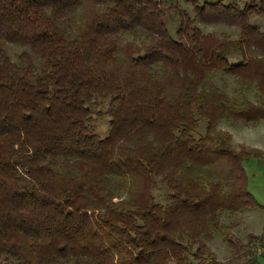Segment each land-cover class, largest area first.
Returning <instances> with one entry per match:
<instances>
[{
  "label": "trees",
  "instance_id": "1",
  "mask_svg": "<svg viewBox=\"0 0 264 264\" xmlns=\"http://www.w3.org/2000/svg\"><path fill=\"white\" fill-rule=\"evenodd\" d=\"M160 1L0 0V42L29 50L14 62L0 48L8 264H219L204 255L211 232L230 243L220 214L263 209L243 167L260 152L235 151L216 125L264 121V28L250 22L264 0H189L176 40ZM196 20L237 26L239 38L203 34ZM217 72L258 99L230 97ZM97 99L108 101L105 138L90 125Z\"/></svg>",
  "mask_w": 264,
  "mask_h": 264
},
{
  "label": "rangeland",
  "instance_id": "2",
  "mask_svg": "<svg viewBox=\"0 0 264 264\" xmlns=\"http://www.w3.org/2000/svg\"><path fill=\"white\" fill-rule=\"evenodd\" d=\"M198 1L204 3L214 0ZM235 1L240 7L247 3L246 0ZM160 3L164 8H170L166 12L163 22L170 37L176 40V31L180 22L177 11L185 13L189 19L193 20L192 4L189 0H161ZM250 22L262 29L264 28V15H251ZM191 27L198 28L203 34H213L226 42L236 40L240 35V29L237 26H229L225 23L203 24L196 20L193 21ZM126 39L136 40L130 36H127ZM0 48L14 62H18L21 52L29 51L28 48L5 42H0ZM229 59L232 63L240 61V57L236 54L231 55ZM35 63L39 64L37 61ZM213 82L217 86L223 87L230 97L241 99L245 96L251 102L258 99L254 89L245 95L230 75L217 72ZM90 118V125L95 134L100 138H105L108 134L110 119L107 99H97L96 102L92 103ZM258 124L252 127L243 122H231L222 119L216 125L217 130L226 132L231 136V144L235 151L242 149L246 152L251 150L260 152V157L249 156L245 158L243 167L248 181L247 189L257 203L263 207V209H251L248 212L233 216H228L226 213L220 214V223L226 227L231 226L228 231L230 243L226 241L222 234L211 232L209 233V239L205 241L207 249L204 255L219 264H247L252 257H256L257 264H264V122L261 121ZM203 133L204 124L200 122L195 136L197 137ZM167 192L165 185L157 180L156 187L153 190L155 202L165 205ZM250 232H258V234ZM251 235L254 238H251ZM0 264L8 263L0 258Z\"/></svg>",
  "mask_w": 264,
  "mask_h": 264
},
{
  "label": "crops",
  "instance_id": "3",
  "mask_svg": "<svg viewBox=\"0 0 264 264\" xmlns=\"http://www.w3.org/2000/svg\"><path fill=\"white\" fill-rule=\"evenodd\" d=\"M262 122H264V121H262ZM261 123V122H260ZM259 125V124H258ZM249 210H247V211H244V212H248ZM243 212V213H244ZM250 233H253V232H250ZM248 234V233H247ZM253 234H258V232L257 233H253ZM260 234V233H259Z\"/></svg>",
  "mask_w": 264,
  "mask_h": 264
}]
</instances>
